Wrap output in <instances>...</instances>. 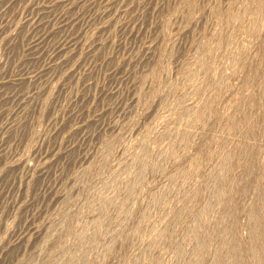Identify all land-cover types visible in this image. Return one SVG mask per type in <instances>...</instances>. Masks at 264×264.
I'll list each match as a JSON object with an SVG mask.
<instances>
[{
  "label": "rangeland",
  "instance_id": "obj_1",
  "mask_svg": "<svg viewBox=\"0 0 264 264\" xmlns=\"http://www.w3.org/2000/svg\"><path fill=\"white\" fill-rule=\"evenodd\" d=\"M0 264H264V0H0Z\"/></svg>",
  "mask_w": 264,
  "mask_h": 264
}]
</instances>
